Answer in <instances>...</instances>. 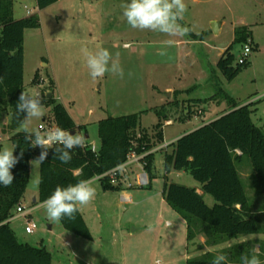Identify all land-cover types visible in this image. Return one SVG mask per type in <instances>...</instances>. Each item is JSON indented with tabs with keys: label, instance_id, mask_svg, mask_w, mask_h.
I'll return each instance as SVG.
<instances>
[{
	"label": "rangeland",
	"instance_id": "1",
	"mask_svg": "<svg viewBox=\"0 0 264 264\" xmlns=\"http://www.w3.org/2000/svg\"><path fill=\"white\" fill-rule=\"evenodd\" d=\"M35 1L14 0L15 19L36 13L40 17L38 28L25 31V91L39 92L41 97L53 93L54 98H60L73 119L86 124L87 130L80 127L78 132L84 136L87 132V141L97 147L99 120L139 113L141 130L155 144L152 152L156 153V178L150 186H140L136 175L145 169L131 166L121 183L131 193L132 201L128 203L121 200V192L116 190H109L104 196L101 182L96 179L95 204L99 205L102 227L96 225L94 202L82 207L97 239L95 244L66 230L61 222H50L42 209L34 211L40 204V164H32L24 203L27 209H33L30 217L37 228L28 234V217L12 220L11 227L18 239L46 247L52 253V264H186L192 253L196 257L206 252L220 255L222 250L237 244H243L241 251L249 256L256 254L264 264V236L241 237L209 247L203 243L204 235H199L188 243L184 218L163 194L164 156L172 150L169 143L227 111L230 105L226 95L241 105L261 100L252 106L258 109L252 118L264 130V0H185L187 12L180 23L190 31L182 37L131 28L121 8L129 0H58L42 10ZM214 23L221 25L220 32L213 30ZM244 27L251 31V37L245 43L235 42L236 30ZM169 39L173 43L167 48L168 56H158L157 50L165 47ZM247 44L252 51L246 65L229 81L217 65L220 53L233 46V65L237 66ZM85 47L90 51L106 48L114 57L119 53L124 77L106 73L93 79L81 52ZM37 72L38 79L33 83ZM168 87L178 90L171 92ZM189 105L195 114L190 120L181 121ZM162 107L167 108L169 119L162 120V127L157 128L160 117L155 109ZM44 109V115L34 119L30 127L46 125L44 117L52 123V106L44 105ZM10 118L8 108L0 111L2 148H14L10 138L21 132L7 130ZM167 121L173 124L166 126ZM159 132L163 133L161 141L157 137ZM162 144L166 145L159 147ZM13 154L16 156L15 150ZM239 171L250 201L255 200V208L259 209L263 195L255 186L251 166L243 163ZM166 178L187 187L200 186L185 172L173 171ZM204 200L209 206L216 202L210 194H204ZM149 224L152 231L147 230ZM232 264H241V259Z\"/></svg>",
	"mask_w": 264,
	"mask_h": 264
},
{
	"label": "trees",
	"instance_id": "2",
	"mask_svg": "<svg viewBox=\"0 0 264 264\" xmlns=\"http://www.w3.org/2000/svg\"><path fill=\"white\" fill-rule=\"evenodd\" d=\"M58 0H36L42 10ZM14 0H0V111H11L7 130L19 129L16 115V103L24 88V39L27 29L40 26L39 14L15 19ZM235 42L245 43L251 37V31L244 27L236 30ZM230 46L218 61V68L225 77L232 81L243 66H234V54ZM38 79L35 74L33 83ZM42 102L52 106L53 127L60 126L70 132L78 133V127L64 105L53 96L43 95ZM215 97L213 96L212 99ZM229 109L215 120L181 136L168 147L172 148L164 156L166 173L163 194L167 203L186 221L187 238L194 240L204 235L205 245L215 247L229 241L251 235L264 234V202L255 208L248 197L246 185L239 167L248 163L255 175V186L264 201V130L256 125L252 115L258 109L252 106L258 102L241 105L234 98L226 95ZM198 101V100H197ZM199 100L196 103H200ZM167 108L155 109L160 117L157 128L162 127V120H168ZM195 114L189 105L185 118L190 120ZM50 120L47 117L43 119ZM141 116L133 113L123 116H110L98 122V151L93 152L90 143L72 150L69 163H62L55 158L54 150H48L47 159L40 164L39 202L48 198L55 188L75 184L81 179L96 177L103 190L121 191L120 185H114L107 173L126 163L132 153L143 155L141 159L149 176V186L156 178L154 174L155 156L152 152L155 144L147 133L141 130ZM87 133V132H86ZM157 137L161 141L163 133ZM10 141L14 145L18 163L11 169L15 179L9 187L0 185V264H52V253L44 246H33L21 242L11 227L10 218L14 209L22 203L31 178L30 161L35 160L41 149L33 148L25 140V134L16 132ZM0 148L2 145L0 144ZM240 152V153H239ZM21 153L23 155L21 156ZM239 166V167H238ZM176 172L190 174L200 184L202 194L196 187H187L167 181V175ZM204 194H210L215 204L209 206ZM64 228L87 240L93 235L81 211L75 220L65 217L61 221ZM237 244L222 250L228 264L247 254ZM217 254L206 252L199 257H191L186 264H211Z\"/></svg>",
	"mask_w": 264,
	"mask_h": 264
},
{
	"label": "clouds",
	"instance_id": "3",
	"mask_svg": "<svg viewBox=\"0 0 264 264\" xmlns=\"http://www.w3.org/2000/svg\"><path fill=\"white\" fill-rule=\"evenodd\" d=\"M122 16L127 24L138 30H149L169 37L186 36L190 29L180 22L184 20L187 12L185 0H129L121 5ZM173 41L167 40L165 47L157 50L160 57L168 56L167 48ZM81 52L86 62V67L93 79L102 78L106 73L124 77V69L119 60V53L113 54L106 48L100 47L95 51L82 48ZM131 73H129V76ZM0 77V81H2ZM44 104L39 92L22 91L16 103V115L19 119V131L25 134V140L33 148L39 147V156L30 161L42 164L48 156V150H54L55 158L62 163H69L72 159V150L82 148L86 144L82 133H73L55 126L47 130L30 127L34 119L44 115ZM15 148H0V185L9 187L15 179L11 169L18 163L19 157L15 156ZM23 153H21V156ZM96 177L81 179L68 186L58 185L52 194L37 205L36 210H43L47 219L52 223H60L65 217L70 221L75 220L76 213L90 204L96 196L94 186ZM39 183V181H36ZM152 231V225L147 226ZM241 264H262L256 254H242ZM211 264H228L227 257L223 254L216 255Z\"/></svg>",
	"mask_w": 264,
	"mask_h": 264
},
{
	"label": "built area",
	"instance_id": "4",
	"mask_svg": "<svg viewBox=\"0 0 264 264\" xmlns=\"http://www.w3.org/2000/svg\"><path fill=\"white\" fill-rule=\"evenodd\" d=\"M252 49L250 45H246L243 55L242 57L239 59L238 64L243 65L247 62L248 56L250 55ZM53 124H49L48 122L46 123V125L41 126L40 128H42V130H47L49 128H52ZM91 149L93 152H97L98 151V147L95 144H91ZM240 153V152H239ZM143 158V155H138L136 153H132L128 156V160L126 163L110 170L107 175H109L112 184L114 185H121L122 182L125 181V179L123 178L124 175L128 172V169L131 168V166L133 165H140L143 167V163L141 161V159ZM137 177V182L140 186H145L149 184V176L146 173V171H143V173H140L139 175H136ZM98 179V178H97ZM121 200L124 203H128L131 201L130 197L128 195L122 194L121 195ZM33 209H27L26 205L24 204H19L13 211V214L11 216V218L9 219L10 222L18 217H28L27 222H26V226H25V232L28 234H33L37 228V225L35 222L32 221L30 215L32 213Z\"/></svg>",
	"mask_w": 264,
	"mask_h": 264
},
{
	"label": "crops",
	"instance_id": "5",
	"mask_svg": "<svg viewBox=\"0 0 264 264\" xmlns=\"http://www.w3.org/2000/svg\"><path fill=\"white\" fill-rule=\"evenodd\" d=\"M36 2V1H35ZM25 17H27V16H25ZM219 27V32H220V28H221V25H219L218 26ZM185 43H187L188 44V42L186 41ZM225 51V50H224ZM224 51H222L221 53H220V57L224 54ZM167 90H170L171 92H174V91H176V90H178V89H175V88H172V87H168L167 88ZM180 91V90H179ZM52 95H53V97H54V94L53 93H51ZM58 101H60V98H56ZM62 103V102H61ZM63 104V103H62ZM64 105V104H63ZM64 107L66 108V106L64 105ZM66 110H67V108H66ZM68 111V110H67ZM69 113V112H68ZM70 114V113H69ZM71 116V115H70ZM220 115H216L215 117H213L212 119H210V120H207V121H203V123H202V125H204V124H206V123H208V122H211V121H213V120H215L216 118H218ZM72 117V116H71ZM73 118V117H72ZM74 120V119H73ZM75 121V120H74ZM100 121V120H99ZM75 123H76V125L78 126V127H85L86 128V124H79V123H77L76 121H75ZM167 125L166 126H170V125H172L173 124V122H171V121H167V123H166ZM201 125V126H202ZM199 128V127H198ZM86 130H87V128H86ZM79 131V130H78ZM15 132V131H14ZM79 133V132H78ZM86 135H88L87 133L85 134V140H87L86 139ZM88 138H89V135H88ZM177 140V139H176ZM176 140H174L173 142H175ZM172 143V142H171ZM91 144H94V143H91ZM168 144V143H167ZM170 144V143H169ZM164 145H166V144H162V145H160L159 147H162V146H164ZM32 165V164H31ZM97 179V178H96ZM120 187L122 188V190L121 191H119V192H121V195L122 194H125V195H128L129 197H130V199H131V201H132V196H131V193H129V192H127L126 191V189H125V185H123V184H121L120 185ZM197 188V190H198V192L199 193H201L202 194V191H201V189H200V186L199 187H196ZM109 190H104V192H103V195L105 196L106 195V193L108 192ZM95 201L97 202V200H93V202H94V205H93V210H94V213H95V221H96V225L98 226V227H102V221H101V214L99 213L100 211H99V205H96L95 204ZM130 201V202H131ZM22 204H24L25 205V203H24V198H23V200H22ZM257 209V208H256ZM80 211H81V213H82V215H83V217H84V219H85V215H84V213H83V211H82V208L80 209ZM86 221V220H85ZM186 222V221H185ZM87 223V222H86ZM88 225V224H87ZM88 227L90 228V230L92 231L91 233H92V235H93V240H91L92 242H94L95 244H97L98 242H97V239L94 237V233H93V230L91 229V227L88 225ZM263 237L264 235L263 234H261V235H251V236H246V237H254L253 239H258V237ZM249 239H252V238H249ZM261 239V238H260ZM206 240V239H205ZM205 240H203L204 242L203 243H205ZM190 241L188 240V243H189ZM189 245V244H188ZM224 247V246H223ZM223 247H221V248H223ZM192 254H194V255H192V257H196V255L197 254H195V253H192Z\"/></svg>",
	"mask_w": 264,
	"mask_h": 264
},
{
	"label": "water",
	"instance_id": "6",
	"mask_svg": "<svg viewBox=\"0 0 264 264\" xmlns=\"http://www.w3.org/2000/svg\"><path fill=\"white\" fill-rule=\"evenodd\" d=\"M213 30L217 33L218 32V30H219V28H218V24L217 23H214L213 24ZM171 95V93H169V96ZM52 96V94L51 93H49L48 94V97H51ZM73 133H75V132H73ZM88 138V135H86V139Z\"/></svg>",
	"mask_w": 264,
	"mask_h": 264
}]
</instances>
